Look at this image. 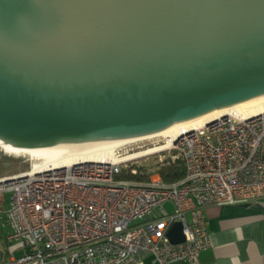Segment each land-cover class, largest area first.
I'll return each mask as SVG.
<instances>
[{
	"label": "water",
	"instance_id": "1",
	"mask_svg": "<svg viewBox=\"0 0 264 264\" xmlns=\"http://www.w3.org/2000/svg\"><path fill=\"white\" fill-rule=\"evenodd\" d=\"M263 99L264 0H0L1 142L92 149Z\"/></svg>",
	"mask_w": 264,
	"mask_h": 264
},
{
	"label": "built area",
	"instance_id": "2",
	"mask_svg": "<svg viewBox=\"0 0 264 264\" xmlns=\"http://www.w3.org/2000/svg\"><path fill=\"white\" fill-rule=\"evenodd\" d=\"M124 148L113 159L31 160L27 171L0 178V194L12 193L5 212L10 256L0 264H145L147 256L158 264H198L211 245L205 210L264 198V113L230 112L179 136L167 149L174 153L168 164H185L176 183L159 173L145 182L117 179L139 175L137 161L155 155L119 162ZM176 223L186 237L180 244L168 237Z\"/></svg>",
	"mask_w": 264,
	"mask_h": 264
},
{
	"label": "crops",
	"instance_id": "3",
	"mask_svg": "<svg viewBox=\"0 0 264 264\" xmlns=\"http://www.w3.org/2000/svg\"><path fill=\"white\" fill-rule=\"evenodd\" d=\"M205 214L211 245L198 264H264V198L248 205L210 207ZM144 261L158 264L151 256Z\"/></svg>",
	"mask_w": 264,
	"mask_h": 264
},
{
	"label": "bare ground",
	"instance_id": "4",
	"mask_svg": "<svg viewBox=\"0 0 264 264\" xmlns=\"http://www.w3.org/2000/svg\"><path fill=\"white\" fill-rule=\"evenodd\" d=\"M230 112H239L247 117L256 116L264 113V99L249 104H242L231 108L223 109L213 112L204 117H200L179 125H176L168 130L154 133L147 136L137 137L129 140H123L115 143L100 145L92 149H83L76 151L63 150L60 148H39V147H25L14 146L0 141V150L10 155H26L31 158L33 164L43 165L47 163L53 164H73L79 160H91L90 158H110L113 159L114 151L125 146L153 140L156 138H164L166 141L163 144H157L154 147L147 148L146 150L134 152L123 156L118 159L119 162L134 160L142 158L150 154H156L165 151L175 142V140L182 134L196 130L199 127L209 124L213 120L229 114ZM2 181L9 180L7 177L2 178Z\"/></svg>",
	"mask_w": 264,
	"mask_h": 264
},
{
	"label": "rangeland",
	"instance_id": "5",
	"mask_svg": "<svg viewBox=\"0 0 264 264\" xmlns=\"http://www.w3.org/2000/svg\"><path fill=\"white\" fill-rule=\"evenodd\" d=\"M165 141L166 140L164 138H156L153 140L133 144L131 146H125L123 152L127 151L128 154H130L143 151L147 148L149 149L150 147H154L157 144H163ZM172 154L166 150L164 152L138 160L136 166L140 169L145 168L146 172L148 173L147 175H154L159 170V168L169 165L168 161H171L169 156ZM31 163L32 161L29 156L10 155L0 150V178H5L25 172L30 168ZM11 197L12 193L10 192H4L0 194V222H3L4 220V222L0 224V252L5 250L4 243L12 232L11 226L5 223V212L10 208ZM166 208L169 212L173 210L171 204H168ZM136 223H142V221L134 222V224ZM25 250H27V248ZM25 250H16V257L20 258L25 256Z\"/></svg>",
	"mask_w": 264,
	"mask_h": 264
},
{
	"label": "trees",
	"instance_id": "6",
	"mask_svg": "<svg viewBox=\"0 0 264 264\" xmlns=\"http://www.w3.org/2000/svg\"><path fill=\"white\" fill-rule=\"evenodd\" d=\"M139 170L141 173H139V175H137V176H133V175H130L127 173H123L122 175L118 176L117 179H120V180L124 179V180H131V181H142V182L149 181L151 175H153V174L147 175L148 173L146 172L145 168H143V169L139 168ZM156 173L160 174L163 182H165L167 184L176 183L185 177V164L183 161L178 160L175 163H171L169 165L162 166L161 168H159V170ZM3 222H4V220H3ZM3 222H0V224ZM4 247H5V250L0 252V263L7 261L8 257L10 256V251H9L10 245L7 242V239H6V242L4 243Z\"/></svg>",
	"mask_w": 264,
	"mask_h": 264
}]
</instances>
